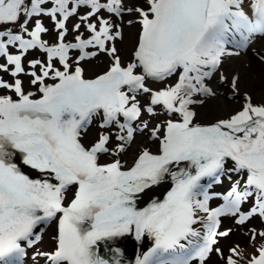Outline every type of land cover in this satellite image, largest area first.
Wrapping results in <instances>:
<instances>
[{
	"label": "snow or ice",
	"instance_id": "snow-or-ice-1",
	"mask_svg": "<svg viewBox=\"0 0 264 264\" xmlns=\"http://www.w3.org/2000/svg\"><path fill=\"white\" fill-rule=\"evenodd\" d=\"M248 6L251 15L244 0H0V264L29 254L33 264H125L110 246L125 234L151 240L134 264H208L213 253L264 264V243L247 256L219 246L233 231L223 217L264 238V102L234 74L238 108L209 122L196 110L217 95L213 76L226 80L222 63L264 35V0ZM133 24L131 48L118 46ZM249 50L264 64V50ZM137 135L155 148L140 145L129 163ZM222 179L228 190L210 191Z\"/></svg>",
	"mask_w": 264,
	"mask_h": 264
},
{
	"label": "rangeland",
	"instance_id": "rangeland-1",
	"mask_svg": "<svg viewBox=\"0 0 264 264\" xmlns=\"http://www.w3.org/2000/svg\"><path fill=\"white\" fill-rule=\"evenodd\" d=\"M130 2L135 3L136 0H130ZM140 2H142V0H140ZM136 29H137V25H135V24H133L131 27H126L124 30L125 31L124 44L118 45V46H121L122 48H125V49L131 48V46L135 40ZM45 38L49 39L50 41L52 39H54V34L51 33V30H50V35L45 37ZM246 49H248V48H246ZM243 54L246 55L247 52L243 53ZM106 59H107L106 57H100V58H96L95 60L94 59L91 60V61H93V64L95 66L93 68H89V65L87 64V62L84 63V67L86 70L85 75L91 76V75L95 74L96 72L100 71L104 67V64L102 62H99V60L106 61ZM240 62H241V64H234L233 63V64H227L226 66L222 65L220 67V70H222L223 74L226 77L225 81H219L217 79H213V80L211 79V86L213 87V90L217 92V95L209 97L210 103H212L214 100H218L222 96L226 97V95L230 93L229 80H230V77L235 74L234 66L238 67L236 73L239 74V72L241 70L240 77H242V78L246 77L247 76L246 74L250 73L248 70L250 68V66L252 68L251 71L253 72V65H251L248 62V60L245 59V60H241ZM225 63H229V60L226 61ZM225 68H226V71L224 72ZM245 68H246V70H245ZM252 75H253V73H252ZM6 78H10V77H6ZM242 78L240 80H238L240 83L243 82ZM253 78L255 79V81H257V83L259 85L261 84L262 89L264 90V71H263V73H261L260 76L255 75V76H253ZM228 96H229V98L227 97L228 101H232V102L235 101L234 103L238 102V100L235 99V96H232L230 94ZM207 100L208 99L204 100L203 105L206 104L205 101H207ZM253 100H254V102H256L254 98H253ZM259 102H264V96L262 98H260ZM210 106L211 105L208 103V107H210ZM238 107H239V102H238V105H234V107L231 108L232 109L231 111H233V109H236ZM228 113H230V111L224 110V113H223L219 110H216L213 112V115H216V118H220V117L226 116ZM164 118L165 117L163 115H160L157 117V120L164 119ZM212 120H214V119H207L206 121H203V122H209ZM91 129H92V132H90V134L94 135L96 132V128L92 127L89 129V131ZM140 145L149 146L153 150L155 148V144L153 142H150L145 136L137 135L132 146L128 149V151L126 153H124L122 159H125L129 163H131L132 159L134 158L135 152L137 151V149L139 148ZM228 187H229V181L226 179H222L221 183L213 184L210 191H216V192L224 193L228 190ZM157 190H156V192H157ZM163 194H164V192H163ZM163 194H162V198H163ZM141 200L146 202L144 197H142ZM222 202H223L222 199L214 198L210 203H211V206H217L219 203H222ZM249 225H255L258 230L261 227L259 220L256 218L249 221ZM223 228H232L233 229V231L230 233V235L227 238L221 239L219 241V246L221 248H223L225 251H227V248L230 247L232 244L236 243V244L240 245V247L244 251L245 256H247L249 253H252L254 251V249L256 248L257 245H259L260 243H264V238H261L259 236H257L255 238V240L250 241L249 236L245 235L244 232H242L240 230V228L238 226H236L233 223L232 219L229 217H223L222 218L221 229H223ZM54 232H55V225L50 224L45 230L43 242L40 245V247L42 249H50L52 247L53 241L51 240V237H52V235H54ZM110 246L111 247H119L121 249V253H122L121 258L125 262V264H134L135 257L137 256L136 254L138 252H139V254H142L144 251H146L147 248L151 246V240H150V238L145 236L140 241H137L135 239L134 235L125 234L124 236L118 238L115 244H111ZM122 248L128 249L129 252H123ZM101 252H102V254L108 255L107 253H105V249H104L103 244L101 245ZM25 264H33V261L30 258V254H29V257H26ZM208 264H223V262L216 257L215 253H213L212 258L210 259ZM242 264H243V262H242Z\"/></svg>",
	"mask_w": 264,
	"mask_h": 264
},
{
	"label": "bare ground",
	"instance_id": "bare-ground-1",
	"mask_svg": "<svg viewBox=\"0 0 264 264\" xmlns=\"http://www.w3.org/2000/svg\"><path fill=\"white\" fill-rule=\"evenodd\" d=\"M248 5H249V0H244V8H245V11L248 12L251 15V10H250V8H249ZM85 35H87V33H85ZM237 38H239V37H237ZM228 46L234 48V45H228ZM249 49H255L257 51L264 50V35L255 34L249 40L248 49H245V50L244 49H240L239 50L240 51V54L238 56H232V57L227 58L222 63V65L223 66H226L227 64H233V63L234 64H241V62H240L241 60H245V59L248 60V62L251 65H253V72L251 71L252 68L250 66V68L248 69L250 73L246 74L247 75L246 77H243V78L240 77L241 70H240L239 74L236 73L238 67L237 66H234V72H235V74H238V77H239L238 80H240L241 78L243 79V82H241V83L237 80V88L240 90V92H243V91L249 92V94L252 96V98H254L256 102H259L260 98H262L264 96V90L262 89L261 84L259 85L257 83V81H255V79L253 78V76H255V75L256 76L257 75L260 76L261 73H263V71H264V64H261L258 61V59L255 58V56L252 54V52ZM246 52H247V54L244 55L243 53H246ZM228 60H229V63H225ZM101 61L102 60H99V62H101ZM87 64L89 65V68L95 67L94 64H93V61H88ZM245 70H246V68H245ZM220 71L222 72V70H220ZM225 71H226V68L224 69V72ZM252 73H253V75H252ZM213 79H216V77L213 76L212 80ZM210 84H211V80H210ZM228 95L229 94H227L226 97L225 96H222L218 100H214L215 101V102L213 101L214 103L213 102L210 103V101H209L210 99L207 98L208 100L205 101L206 104H204V105H197L196 106V110L198 112V116H199L201 122L206 121L207 119H215L216 118V115H213V112L216 111V110H219V111H221L223 113H224V110L231 112V110H232L231 108H233L234 105H238V102L234 103L235 101L234 102L228 101L227 100V97L229 98ZM208 103L211 105L210 107H208ZM162 194H163V191H161L159 189L157 190V192L154 193V195L158 196L159 198H162ZM142 197L143 196L140 197V201L142 203L139 206H143L144 203H146V202H144V201L141 200Z\"/></svg>",
	"mask_w": 264,
	"mask_h": 264
},
{
	"label": "flooded vegetation",
	"instance_id": "flooded-vegetation-1",
	"mask_svg": "<svg viewBox=\"0 0 264 264\" xmlns=\"http://www.w3.org/2000/svg\"><path fill=\"white\" fill-rule=\"evenodd\" d=\"M91 128H92V127H91ZM89 132H92V129H91Z\"/></svg>",
	"mask_w": 264,
	"mask_h": 264
}]
</instances>
